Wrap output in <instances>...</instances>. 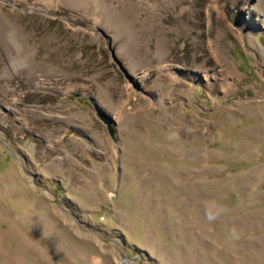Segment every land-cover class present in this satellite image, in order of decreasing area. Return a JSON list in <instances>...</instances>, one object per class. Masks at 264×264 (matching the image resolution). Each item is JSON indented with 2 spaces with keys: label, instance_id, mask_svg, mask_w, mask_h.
I'll use <instances>...</instances> for the list:
<instances>
[{
  "label": "rangeland",
  "instance_id": "rangeland-1",
  "mask_svg": "<svg viewBox=\"0 0 264 264\" xmlns=\"http://www.w3.org/2000/svg\"><path fill=\"white\" fill-rule=\"evenodd\" d=\"M0 264H264V0H0Z\"/></svg>",
  "mask_w": 264,
  "mask_h": 264
},
{
  "label": "water",
  "instance_id": "water-1",
  "mask_svg": "<svg viewBox=\"0 0 264 264\" xmlns=\"http://www.w3.org/2000/svg\"><path fill=\"white\" fill-rule=\"evenodd\" d=\"M97 116L105 123L107 130L109 132V135L116 140V133L117 130L114 126L115 118L109 114L108 112H106L104 109H98L96 110Z\"/></svg>",
  "mask_w": 264,
  "mask_h": 264
},
{
  "label": "bare ground",
  "instance_id": "bare-ground-1",
  "mask_svg": "<svg viewBox=\"0 0 264 264\" xmlns=\"http://www.w3.org/2000/svg\"><path fill=\"white\" fill-rule=\"evenodd\" d=\"M151 2V1H150Z\"/></svg>",
  "mask_w": 264,
  "mask_h": 264
}]
</instances>
